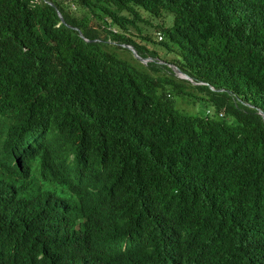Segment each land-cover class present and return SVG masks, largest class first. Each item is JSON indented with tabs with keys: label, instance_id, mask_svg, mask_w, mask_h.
I'll use <instances>...</instances> for the list:
<instances>
[{
	"label": "trees",
	"instance_id": "obj_1",
	"mask_svg": "<svg viewBox=\"0 0 264 264\" xmlns=\"http://www.w3.org/2000/svg\"><path fill=\"white\" fill-rule=\"evenodd\" d=\"M0 102V264H264V0H0Z\"/></svg>",
	"mask_w": 264,
	"mask_h": 264
},
{
	"label": "clouds",
	"instance_id": "obj_2",
	"mask_svg": "<svg viewBox=\"0 0 264 264\" xmlns=\"http://www.w3.org/2000/svg\"><path fill=\"white\" fill-rule=\"evenodd\" d=\"M158 35L160 36L162 34L158 33ZM1 105L2 102H0V107ZM18 120L21 124V130H23L24 127H27L29 128L31 135V142L28 145H26L24 148L19 149L20 152L17 151L18 160L24 163L26 161L29 162V160L31 159H35L41 152H43L39 150L40 149L39 145L32 146V144L35 141V139L42 138L44 132H49V131L44 126H37L35 124H30L27 115L21 111L20 106H19ZM63 139L64 136L61 132H57L53 134L50 145H46L44 151H46L49 147L52 148L62 147ZM55 140H57L56 147L53 146ZM123 184H124V177H123L122 169L114 170L110 174L109 179L101 182L98 188L93 191V199L95 198V196H97L98 198L106 202H121L123 200ZM89 198H91V196ZM117 208L121 210L122 206L118 204ZM142 231L143 230H139L134 234L132 238L129 237L123 243V250H129L130 253L142 254V252L145 251V247H146L144 243Z\"/></svg>",
	"mask_w": 264,
	"mask_h": 264
},
{
	"label": "water",
	"instance_id": "obj_3",
	"mask_svg": "<svg viewBox=\"0 0 264 264\" xmlns=\"http://www.w3.org/2000/svg\"><path fill=\"white\" fill-rule=\"evenodd\" d=\"M51 4V3H50ZM53 5V4H51ZM59 14V17L61 18L62 20V23H65V20L62 16V14L60 12H58ZM78 30V29H76ZM79 31V30H78ZM80 36L83 38V39H86L84 37V35L80 32ZM87 42H90V40L86 39ZM124 48L126 49H129L133 55H134V58H136L138 61H140L142 64H145L147 65L148 63L150 62H153L154 59L153 58H143L142 56L139 55V53L137 52V50L135 49V47L131 46V45H123ZM161 64L163 65H168L175 73V75L179 78V79H183V80H187V81H190L191 83H194V84H198L196 83L193 78H191L190 76H188L187 74H185L181 69H179V67L173 65V64H168L167 62L165 61H161L160 62ZM204 84V83H202ZM211 89L213 91H216L215 88L211 87ZM259 114L262 116L263 120H264V112L262 110H259Z\"/></svg>",
	"mask_w": 264,
	"mask_h": 264
},
{
	"label": "rangeland",
	"instance_id": "obj_4",
	"mask_svg": "<svg viewBox=\"0 0 264 264\" xmlns=\"http://www.w3.org/2000/svg\"><path fill=\"white\" fill-rule=\"evenodd\" d=\"M144 28H145V30H148V29H149V31H150V29L152 30V28L147 27V26H145ZM154 39L155 40L157 39V41H161L159 39L158 33H155ZM149 47L151 49H153L155 46L150 44ZM159 54L161 56H163V57H166V52H164V51H160ZM176 100H177V98H176ZM178 102L181 103V100L178 99ZM205 112H206V107L204 106V104L202 102H198L196 104V106L193 105V106H190L189 108L186 107L185 114L187 116H193V117H195V116H203L205 114Z\"/></svg>",
	"mask_w": 264,
	"mask_h": 264
},
{
	"label": "built area",
	"instance_id": "obj_5",
	"mask_svg": "<svg viewBox=\"0 0 264 264\" xmlns=\"http://www.w3.org/2000/svg\"><path fill=\"white\" fill-rule=\"evenodd\" d=\"M159 39H160V40H162V39H163V36H162V35H160V36H159Z\"/></svg>",
	"mask_w": 264,
	"mask_h": 264
}]
</instances>
